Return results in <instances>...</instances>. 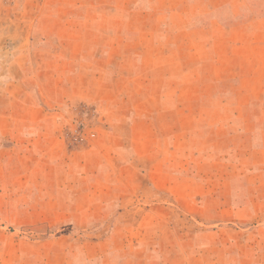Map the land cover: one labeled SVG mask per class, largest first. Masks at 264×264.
<instances>
[{"label": "rangeland", "instance_id": "obj_1", "mask_svg": "<svg viewBox=\"0 0 264 264\" xmlns=\"http://www.w3.org/2000/svg\"><path fill=\"white\" fill-rule=\"evenodd\" d=\"M0 264H264V0H0Z\"/></svg>", "mask_w": 264, "mask_h": 264}]
</instances>
